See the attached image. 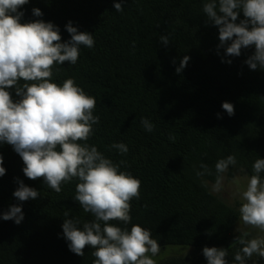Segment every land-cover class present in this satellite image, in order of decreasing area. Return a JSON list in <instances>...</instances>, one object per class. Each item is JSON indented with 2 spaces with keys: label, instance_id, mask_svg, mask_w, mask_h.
I'll return each instance as SVG.
<instances>
[{
  "label": "trees",
  "instance_id": "1",
  "mask_svg": "<svg viewBox=\"0 0 264 264\" xmlns=\"http://www.w3.org/2000/svg\"><path fill=\"white\" fill-rule=\"evenodd\" d=\"M118 2L29 0L19 10L24 12L21 23L43 20L58 26L61 42L71 38L65 28L69 21L94 37V47L81 46L75 65L54 66L52 82L62 86L74 78L95 98L94 115L100 122L87 143L114 163L125 161L120 171L141 181L140 198L130 201L127 227L149 230L160 247L193 249L161 264H207L206 246L227 249L232 264L241 247L233 243L243 234L236 231L239 206L216 196L208 181L215 182L216 162L229 155L237 161L230 169L249 177L254 162L264 159V70L244 63L254 48L243 49L238 57H225L223 48L218 54V28L206 23L202 11L207 0H125L124 11L116 12ZM33 8L43 15L34 16ZM243 18L241 12L237 23ZM161 35L169 36V45L159 41ZM184 56L190 60L177 74ZM9 91L15 101L14 89ZM225 101L234 105L231 117L222 109ZM142 117L155 126L152 132L143 128ZM118 142L128 146L126 154L110 148ZM0 155L6 169L0 177V214L21 203L24 213L19 225L0 219V264H93L94 249L86 246L84 256H78L63 237L64 219H79L81 228L94 219L74 200L78 179L62 184L56 193L43 178L24 175L22 158L11 145L0 143ZM201 163L211 175L197 177ZM17 179L40 196L18 201L13 196ZM247 264L264 260L254 255Z\"/></svg>",
  "mask_w": 264,
  "mask_h": 264
},
{
  "label": "clouds",
  "instance_id": "2",
  "mask_svg": "<svg viewBox=\"0 0 264 264\" xmlns=\"http://www.w3.org/2000/svg\"><path fill=\"white\" fill-rule=\"evenodd\" d=\"M28 2L0 0V143L11 145L19 154L28 179L43 178L56 193L62 191V184L78 179L74 200L94 219L84 222L82 228L79 219H64L63 237L71 252L84 256L85 247L90 246L96 258L93 264H156L151 257L160 252V245L151 232L140 225L127 227L132 220L130 201L140 198L141 181L130 172L120 171L125 161L114 163L87 143L94 133L93 126L100 122V117L94 115L95 98L77 86L74 78L66 79L62 86L52 82L54 66L64 62L75 65L81 46L94 47V37L78 31L72 21L65 25L71 37L65 42H61L60 29L52 22L21 23L24 12L19 9ZM124 2L114 3L116 12L124 11ZM32 11L34 16L43 15L39 8ZM202 11L206 23L218 28V54L223 48L225 57H238L243 49L254 48L244 63L251 70H264V0H207ZM241 12L244 18L237 23ZM159 41L165 46L170 44L167 35H161ZM189 60V56L180 60L177 74ZM9 89H14L15 101ZM222 109L230 117L235 114L230 102H223ZM217 118H221L219 113ZM140 122L147 132L154 130L147 118L142 117ZM110 148L121 155L129 151L122 142ZM236 163L233 155L216 162L213 192L222 190L224 174ZM2 165L0 155V177L6 174ZM252 168L246 188L239 193L242 203L238 211L244 225L264 233V159H257ZM200 169L197 177L211 175L207 164L201 163ZM17 183L13 196L18 201L40 196L23 181L17 179ZM0 219L19 225L24 219L22 203L10 206ZM110 221L122 222L124 227ZM249 235L245 231L236 237L233 244L241 247L234 253L232 264H247L254 255L264 259V235L247 239ZM202 251L207 264H229L227 249L206 246Z\"/></svg>",
  "mask_w": 264,
  "mask_h": 264
},
{
  "label": "rangeland",
  "instance_id": "3",
  "mask_svg": "<svg viewBox=\"0 0 264 264\" xmlns=\"http://www.w3.org/2000/svg\"><path fill=\"white\" fill-rule=\"evenodd\" d=\"M224 175L225 179L223 181L222 190L220 192H213L212 185L215 182L208 181L210 190L227 204L232 206L238 204V206L240 207L242 201L240 199L239 193L246 188L249 176H247L245 173H243V171L239 170L238 168L230 169ZM236 231L238 233H243L245 231L253 233L254 236L252 238L258 235H264V233H260L258 229H254L251 226L244 225L241 218L238 226L236 227ZM192 250L193 249H191L190 246H165L160 247V252L156 256L151 258L156 261V264H161L165 260H168L172 257L186 255L189 253L191 254Z\"/></svg>",
  "mask_w": 264,
  "mask_h": 264
}]
</instances>
